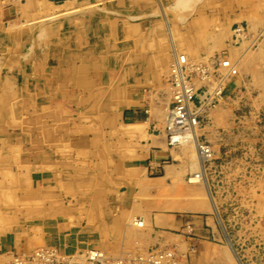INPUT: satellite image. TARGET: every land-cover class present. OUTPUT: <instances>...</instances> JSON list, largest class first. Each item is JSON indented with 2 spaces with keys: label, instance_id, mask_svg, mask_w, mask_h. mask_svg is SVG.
<instances>
[{
  "label": "crops",
  "instance_id": "obj_1",
  "mask_svg": "<svg viewBox=\"0 0 264 264\" xmlns=\"http://www.w3.org/2000/svg\"><path fill=\"white\" fill-rule=\"evenodd\" d=\"M178 3L94 0L77 7L93 9L90 16L67 18L44 39L34 33L30 45L0 57V112L12 106L17 120H34L22 156L31 180L21 191L30 196L19 197L30 221L0 230V264L47 245L111 255L177 247L194 264L228 263L225 246L210 240L207 189L188 180L198 160L170 145L166 127L174 49L211 52L212 32L231 22L232 4L220 0L228 11L194 16L178 33L163 10Z\"/></svg>",
  "mask_w": 264,
  "mask_h": 264
},
{
  "label": "rangeland",
  "instance_id": "obj_2",
  "mask_svg": "<svg viewBox=\"0 0 264 264\" xmlns=\"http://www.w3.org/2000/svg\"><path fill=\"white\" fill-rule=\"evenodd\" d=\"M51 2L59 4L64 0L2 1L0 57L10 49L15 50L21 42L30 45L34 33L43 38L51 35L54 28L62 27V21L67 18L90 16L93 9H76L79 5L90 6L94 0H73V11L45 20L53 6ZM179 2L178 6L163 9L178 33L179 26L186 30L194 16L213 11L218 18L223 10L228 11L220 6V0ZM214 2L216 7L210 8L208 4ZM229 2L232 4L231 22L227 25L217 22L212 32L214 39L210 40L212 51L206 55L184 52L192 59L222 55L237 61V73L227 80L222 102L204 111L198 126V139L212 148V156L205 160L206 200L211 205L208 216L214 225L210 240L225 246L229 255L227 264L234 262V254L241 264H264V0ZM156 11L165 32L162 10L157 8ZM240 25L248 33L236 41L234 30ZM10 107L7 106V113L0 112V230L14 226L24 217L30 221L29 215L23 214L19 197L30 196L26 186L31 180V167L22 161V156L31 144L34 120L32 114H24L17 120L15 114L10 113ZM193 146L186 148L197 160ZM22 186L27 190L21 191ZM6 257L3 256L5 261Z\"/></svg>",
  "mask_w": 264,
  "mask_h": 264
},
{
  "label": "built area",
  "instance_id": "obj_3",
  "mask_svg": "<svg viewBox=\"0 0 264 264\" xmlns=\"http://www.w3.org/2000/svg\"><path fill=\"white\" fill-rule=\"evenodd\" d=\"M242 31L236 29V41L243 38ZM222 58L194 63L181 55L172 64L170 84L173 104L166 127L170 145L181 144L179 136L191 132L192 127L199 126L205 109L215 106L224 97L227 83L221 68H230L231 64L228 60L223 62ZM232 71L233 74L236 73L235 68ZM198 144L205 158L209 159L212 156L210 145L200 140ZM99 250L89 247L78 260L74 253L68 254L58 248L40 247L28 254L13 253L8 264H191L178 256L173 249L151 248L143 254L133 253L113 258Z\"/></svg>",
  "mask_w": 264,
  "mask_h": 264
},
{
  "label": "bare ground",
  "instance_id": "obj_4",
  "mask_svg": "<svg viewBox=\"0 0 264 264\" xmlns=\"http://www.w3.org/2000/svg\"><path fill=\"white\" fill-rule=\"evenodd\" d=\"M3 1V0H2ZM72 2H73V0H64V2L63 3H59V4H56L55 2H51L52 4H53V6H52V8L47 12V14H46V17L44 18L45 20L46 19H54V18H58V17H60L61 15H65V14H68V13H70L71 11H73L71 8H73V4H72ZM2 3V2H1ZM0 3V4H1ZM76 10H78V9H76ZM17 26V25H16ZM238 28L240 29V30H243L242 31V33H243V36H246L247 35V33H248V31H246L245 30V28L243 27V26H238ZM236 30H234V32H235ZM234 35H235V33H234ZM233 38V37H232ZM234 43H237L236 41L234 42ZM181 55H184L185 57H187L191 62H210V61H214L216 58H222V57H224V58H222V60H223V62L226 60H228L229 61V63L231 64V67L230 68H221V73H223L224 75H225V82H227V80L229 79V77H232V76H234V74H233V68H235L236 69V73H237V70H238V68H236L237 67V61H234L231 57H225V56H222V55H219V56H216V55H214V56H211V57H207V56H203L201 59H192L187 53H179V51H177V49H174V59H173V61L171 62V65H170V67H169V70H168V72H167V80L169 79V81H168V83H169V85L171 86V84H170V69H171V66H172V64L174 63V62H176L177 61V59L178 58H180V56ZM206 55V54H205ZM187 59V60H188ZM235 73V74H236ZM198 84H199V81H196ZM171 88H172V86H171ZM222 100H223V98L222 99H220V102L219 103H221L222 102ZM218 103V104H219ZM172 104H173V91H172ZM217 105V104H216ZM215 105V106H216ZM171 108H172V105H171V107H170V109H169V113H168V119H169V116H170V111H171ZM208 109H210V108H207V109H205V111H207ZM167 124H168V120H167ZM197 133H198V126H195V127H192L191 128V132H187V133H185V134H182L181 136H179V139H181V144H179V145H173V146H187V147H189L190 145H194L193 147H194V149H195V153H196V155H197V160H198V163H199V165L197 166L198 167V169H197V171H194V173H192L191 175H189V182H191V183H203L204 185H205V187H206V189H207V191H208V186H207V183H206V178H205V160H207L206 158H205V155H203V151L201 150V148H200V146H199V144H198V141H199V139H198V137H197ZM196 161V160H195ZM196 166V165H195ZM212 205H213V202H212ZM214 206V205H213ZM215 209V208H214ZM216 212H217V210H216ZM134 218V217H133ZM221 221V220H220ZM133 223L135 224V225H137L138 227L139 226H143V224H144V222L142 221V220H140V218L139 219H137V218H135L134 220H133ZM132 224V223H131ZM222 225V224H221ZM224 231V230H223ZM225 232V231H224ZM230 244V243H229ZM230 246V245H229ZM41 247H52V248H57V247H55L54 245H47V246H41ZM172 247V246H171ZM38 248H40V247H38ZM89 248V247H88ZM170 248V247H169ZM173 248V247H172ZM171 248V249H172ZM177 248V247H176ZM175 248V249H176ZM228 248V247H227ZM87 249V248H86ZM86 249H84V250H82V251H76L73 255H75V257L79 260V259H81V254H82V252H84V251H86ZM140 249V248H139ZM159 249H161V248H159ZM165 249V248H164ZM166 249H168V248H166ZM175 249H173L176 253H177V251L175 250ZM137 250V249H136ZM143 250V249H142ZM222 250V249H221ZM100 252H103V251H101V250H99ZM146 251H147V249H146ZM226 251V250H225ZM32 251H29V252H23V253H18V254H28V253H31ZM104 253V252H103ZM134 253H135V251H134ZM222 253V252H221ZM12 254L13 253H11L10 254V256L8 257V259H7V262H5V264H8V262L10 261V259H11V256H12ZM105 254V253H104ZM131 254H133V252H128V253H121V254H119V255H114V256H111V255H107V254H105L106 256H108V257H110V258H113V257H120V256H128V255H131ZM141 254H143V253H141ZM178 254V253H177ZM179 255V254H178ZM219 255H221V254H219ZM222 256H223V253H222ZM234 262L232 263V264H241V261H240V259L234 254ZM225 259V258H224ZM218 261V260H217ZM220 262V261H219Z\"/></svg>",
  "mask_w": 264,
  "mask_h": 264
}]
</instances>
